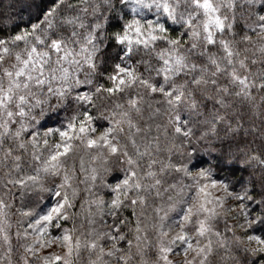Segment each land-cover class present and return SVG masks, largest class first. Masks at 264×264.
Masks as SVG:
<instances>
[{"label":"snow or ice","instance_id":"obj_1","mask_svg":"<svg viewBox=\"0 0 264 264\" xmlns=\"http://www.w3.org/2000/svg\"><path fill=\"white\" fill-rule=\"evenodd\" d=\"M12 6L0 264H264V0Z\"/></svg>","mask_w":264,"mask_h":264},{"label":"trees","instance_id":"obj_2","mask_svg":"<svg viewBox=\"0 0 264 264\" xmlns=\"http://www.w3.org/2000/svg\"><path fill=\"white\" fill-rule=\"evenodd\" d=\"M30 2H31V0H3V3L5 5H7V4H12L13 5L11 8L8 9V12L11 14V16L13 18H16V19H19L21 17L23 19H27V16H28L29 13H28L27 10H23L22 11V9H25L26 5L28 3H30ZM37 2H39V0H37ZM33 14H34V12H33ZM81 155H84V154L78 152L73 157L76 160L77 168L79 167V158H80ZM81 187H83V185ZM77 206H79V205H77ZM11 219H12V222H13V224H11V231H15L16 230V226H17L16 225L17 217L16 216H12ZM13 242L15 243V236H13ZM84 260H85V264H86V260H87L86 255L84 257Z\"/></svg>","mask_w":264,"mask_h":264},{"label":"rangeland","instance_id":"obj_3","mask_svg":"<svg viewBox=\"0 0 264 264\" xmlns=\"http://www.w3.org/2000/svg\"><path fill=\"white\" fill-rule=\"evenodd\" d=\"M12 224H13V222H12ZM12 233H13V236H14V234H15V231H12Z\"/></svg>","mask_w":264,"mask_h":264}]
</instances>
